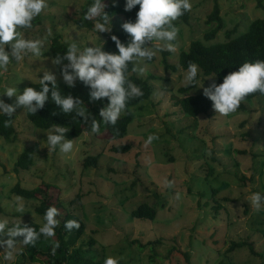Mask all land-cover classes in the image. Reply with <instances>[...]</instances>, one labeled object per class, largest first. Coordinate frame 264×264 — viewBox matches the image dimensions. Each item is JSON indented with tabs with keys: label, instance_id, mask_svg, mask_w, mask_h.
I'll return each instance as SVG.
<instances>
[{
	"label": "rangeland",
	"instance_id": "rangeland-1",
	"mask_svg": "<svg viewBox=\"0 0 264 264\" xmlns=\"http://www.w3.org/2000/svg\"><path fill=\"white\" fill-rule=\"evenodd\" d=\"M258 1L190 0L188 24L174 21L178 23L176 51L158 52L153 60L144 62L143 75L132 73L139 79L151 77L150 98L126 109L110 131L85 133L91 130L100 101H90L89 92L76 82L70 89L81 100L88 119L87 129L75 139L71 153L48 151L46 131L27 121L23 107L16 108L14 141L0 138V219L9 226L20 219L22 224L32 221L42 226L43 218L35 213L39 195L36 200L17 201L11 191L19 185L25 190L46 191L52 197L51 205L58 209L56 219L68 212L77 215L85 230L80 238L71 233L67 245L73 249L86 244L88 237L94 239V256L98 255L100 264L107 256L117 258L119 264H187L185 254H189L190 264H264V206L256 210L245 199L253 192L264 195V97L243 101L245 111L221 116L212 108L196 119L184 115L175 104L176 98L185 97L179 92L185 87L179 53L192 41L205 42L204 35L214 27L206 23L214 4L220 8L223 29L207 45L227 41L225 32L235 28L232 38L238 37L255 18L264 17ZM86 2L48 0L47 9L37 17L39 25L19 29L32 39L43 38L48 29L52 35L45 40L41 58H25L0 71V92L4 85L20 82L16 87L22 93L31 83L23 78L36 83L37 68L53 72L57 84L66 85L49 55L51 39L59 35L68 43L70 35L84 44H100L127 22L123 17L112 18L111 31L98 33L100 41L91 21H84L90 24L88 28L78 23L83 21L81 9ZM164 53L169 54L167 62L176 66L175 71L165 70ZM209 77L216 82L215 76ZM205 78L200 71L199 83L207 87L211 80ZM202 90L195 88L187 95ZM0 98L8 104L15 102V97ZM149 135L157 138L146 146ZM119 146L129 150L114 153L112 148ZM31 148L35 149L32 168L16 169L18 156ZM88 157L97 158L96 168H83ZM165 178L172 182L170 187L165 186ZM213 190H217L214 195ZM77 196L79 200H75ZM18 202L24 205L23 214L14 210ZM143 204L156 210L155 221L131 218L132 211ZM153 241L158 243L154 247L149 245ZM240 242L252 244L256 255L248 247L230 251L233 243ZM17 247L20 250L12 261L3 260L4 249H0L2 264L16 262L23 246Z\"/></svg>",
	"mask_w": 264,
	"mask_h": 264
},
{
	"label": "clouds",
	"instance_id": "clouds-1",
	"mask_svg": "<svg viewBox=\"0 0 264 264\" xmlns=\"http://www.w3.org/2000/svg\"><path fill=\"white\" fill-rule=\"evenodd\" d=\"M116 2L117 0H113V6ZM137 6L139 7L135 20L121 24L122 31L129 39L122 43L113 35L111 39L116 51L108 52L104 50L98 33L111 31V17L105 11V0H90L83 5L82 20L92 22V31L101 43L84 44L69 35L63 56L57 54L52 60L53 65L60 66L62 81L69 88L74 87L78 81L88 88L90 101L107 100L106 105L99 110V121L105 125H115L129 100L144 94L141 88L129 79V65H132V73L141 76L145 73V61L153 60L161 51L174 53L177 28L173 22L192 7L190 0H123L125 12H130ZM47 7L48 0H0V71H7L10 63L19 64L25 58L39 59L43 56L45 40L52 35V30L48 29L43 38L32 39L23 36L19 29H32L33 20ZM149 43L151 46H146ZM63 61L67 63H62ZM34 72L38 88L26 87L21 93L16 87L20 82L14 86L2 87L0 97H15L14 104H8L0 98V117L9 118L4 119L5 126L12 123L11 117L16 108L23 107V112L35 115L48 101L53 102L63 114H71L74 119L79 117L87 121L88 115L81 100L71 94H62L53 72L45 68H37ZM199 76V66L189 63L182 72L181 83L189 88L195 85H198L196 88H202V95L211 101L213 110L221 116L235 112L249 94L258 92L264 95V60L243 62L236 71L228 72L220 83H216L212 77L205 78L204 81L211 80L207 87L199 83ZM23 79L32 83L30 77ZM98 130V121L93 120L90 132L85 133L94 134ZM68 131L66 126L51 124L44 135L47 150L58 149L64 154L73 152L75 139L66 138ZM156 138L155 135H149L145 145H150ZM164 183L169 187L172 184L166 178ZM16 199L19 201L21 198ZM245 199L256 210L264 206V195L260 192H253ZM14 210L23 214L24 205L18 202L14 205ZM58 214L56 207L49 206L44 212V222L38 231L32 226L22 224L21 219L11 226L7 220L0 219V249H4L3 260H14L15 254L20 250L18 245H35L41 236L52 238L59 223L56 219ZM78 227L79 223L75 220L64 223V228L68 231ZM58 246L53 242V253ZM103 264H119V261L107 256Z\"/></svg>",
	"mask_w": 264,
	"mask_h": 264
},
{
	"label": "trees",
	"instance_id": "trees-1",
	"mask_svg": "<svg viewBox=\"0 0 264 264\" xmlns=\"http://www.w3.org/2000/svg\"><path fill=\"white\" fill-rule=\"evenodd\" d=\"M90 0H87L86 3H89ZM106 8L105 11L112 18L114 17H123L127 22L135 20V13L138 10L137 6L130 12H125L123 10V0H117L116 5L113 6V0H105ZM258 7L264 11V5L262 1H258ZM84 7L81 9V16L83 15ZM190 19V11L186 12L184 15L178 18L184 24H188ZM39 19L36 17L33 20V28L39 25ZM80 26L88 28L90 24L85 23L84 21L78 22ZM208 25L214 24V27L211 31L204 35L203 40L209 42L215 38L217 33L223 29V20L220 16V8L218 4H214L213 10L207 17ZM175 27L178 26V23L174 22ZM248 30L245 33L240 34L238 37L235 36L232 38V34L236 32V28L231 31H226L227 41L214 45H207L202 41H192L186 51H182L178 56V67L182 70L187 68L189 63H196L199 66L200 71L203 73V76H215L216 83L222 82L223 77L230 71H236L238 66L245 61L254 62L256 60H264V17L255 18L252 22L248 24ZM32 28V29H33ZM24 30V29H20ZM115 35L119 38L122 43H126L129 37L125 34L122 29L116 33L108 35L103 42V47L105 51L115 52V44L112 41L111 37ZM67 43L61 40L59 35L54 36L51 39L49 46V55L53 60L57 54L63 56V52L66 50ZM169 54L164 53V59L162 61L165 70L175 71L176 66H172L167 62V56ZM63 61L62 63H64ZM132 65H129V79L138 85L143 91V96L133 98L129 100L126 109L130 107L137 106L138 104L148 100L151 96V86L148 79H139L136 76L132 75L131 72ZM60 73V66L58 69ZM58 88L62 94H71L73 97L77 95L66 85L57 84ZM77 85L88 91V88L83 86L80 82L77 81ZM26 87H37L38 83H28ZM195 86L192 87H183L179 89L181 95H185L184 98H176V105L180 107L181 112L191 118H198L200 115H207L212 109L211 101L205 98L202 93L198 95H187ZM51 90V89H50ZM257 97H264L260 93H252L244 98L243 101H249ZM240 103V106L236 111H245L246 106L243 103ZM107 100L100 101V104L96 108L95 119L98 121L99 130L94 133L100 135L105 131L111 130V125H105L103 122H100L99 110L105 106ZM125 109V110H126ZM25 117L30 124L38 129L46 131L51 124H59L60 126H66L69 128L68 133H66L67 139H76L79 138L84 131L87 129V121L83 118L77 117L74 119L71 114L65 115L60 109L51 101L46 102L43 109L38 110L35 115L28 114L26 112ZM87 113V110H86ZM4 119H9L8 117H0V138L4 139L7 142H13L15 139V117L14 114L11 117L13 119L12 123L8 126H5ZM130 122V121H129ZM129 150L128 146H119L112 148V151L116 154L124 153ZM34 152L35 149H25L19 156L16 162V169L27 171L32 168L34 165ZM242 154H245L243 152ZM84 169L97 167V158L88 157L83 161L82 164ZM207 178V177H205ZM50 188L49 186H46ZM12 194L16 197H19L24 200H36V196L39 195V205L35 208V213L39 217L43 218L45 210L52 206V197L47 194L46 191L42 189L35 190H25L19 185H16L12 189ZM213 194L217 193V190L212 191ZM80 197L77 196L75 200H79ZM72 205L73 202L70 201ZM156 210L148 206L147 204L140 205L131 213V218L134 220H147L155 221L156 219ZM59 221L56 229L55 235L52 238H44L41 236L35 243V245L23 246L19 256L14 264H100V261H97L98 255L94 256L95 252V240L88 237L86 244H81L80 246L70 249L67 245V238L71 233L76 232V237L80 238L84 233L85 224L80 218L74 213H67L62 218L57 219ZM68 220H75L79 223L78 228H74L71 231H68L64 228V223ZM28 226H32L37 231L40 226L32 221L26 223ZM21 239V238H20ZM53 242L57 243L59 246L55 249L53 253L52 247ZM155 244H158L156 241L149 242V245L154 247ZM248 247L252 255H256L253 250V245L247 242L233 243L230 251H233L238 248ZM99 254V252H97ZM187 264L189 263V254H185ZM96 259V260H95Z\"/></svg>",
	"mask_w": 264,
	"mask_h": 264
}]
</instances>
